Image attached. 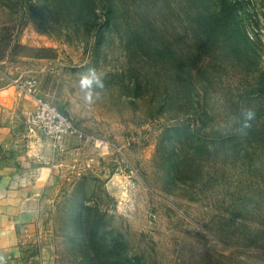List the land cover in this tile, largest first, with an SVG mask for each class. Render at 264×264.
<instances>
[{
	"label": "rangeland",
	"instance_id": "rangeland-1",
	"mask_svg": "<svg viewBox=\"0 0 264 264\" xmlns=\"http://www.w3.org/2000/svg\"><path fill=\"white\" fill-rule=\"evenodd\" d=\"M30 78L85 136L24 264H264V0H0V86Z\"/></svg>",
	"mask_w": 264,
	"mask_h": 264
},
{
	"label": "crops",
	"instance_id": "crops-1",
	"mask_svg": "<svg viewBox=\"0 0 264 264\" xmlns=\"http://www.w3.org/2000/svg\"><path fill=\"white\" fill-rule=\"evenodd\" d=\"M20 83V82H19ZM15 80L0 86V257L24 264L42 253L34 228L33 193L50 181L56 141L35 130L27 115L36 109ZM39 95H43L38 90ZM63 141L61 149L70 143Z\"/></svg>",
	"mask_w": 264,
	"mask_h": 264
},
{
	"label": "built area",
	"instance_id": "built-area-1",
	"mask_svg": "<svg viewBox=\"0 0 264 264\" xmlns=\"http://www.w3.org/2000/svg\"><path fill=\"white\" fill-rule=\"evenodd\" d=\"M24 93L34 99L36 109L27 115V121L32 127L47 137L59 140L65 134L85 136L66 114L60 111L45 97L39 95V84L34 78L19 83Z\"/></svg>",
	"mask_w": 264,
	"mask_h": 264
},
{
	"label": "clouds",
	"instance_id": "clouds-1",
	"mask_svg": "<svg viewBox=\"0 0 264 264\" xmlns=\"http://www.w3.org/2000/svg\"><path fill=\"white\" fill-rule=\"evenodd\" d=\"M80 87L82 90L85 91V93H86L85 99H87V100L92 99V95H93L92 90L94 87L95 88H103L104 87L103 81H102L101 77L97 74V71L95 68L88 69V71L81 76ZM243 116H244V120H245L244 127H248L247 122L253 118L254 113L251 111H245L243 113ZM0 264H3V258L2 257H0Z\"/></svg>",
	"mask_w": 264,
	"mask_h": 264
},
{
	"label": "trees",
	"instance_id": "trees-1",
	"mask_svg": "<svg viewBox=\"0 0 264 264\" xmlns=\"http://www.w3.org/2000/svg\"><path fill=\"white\" fill-rule=\"evenodd\" d=\"M30 57H35V58H55L56 57V53L54 51V49L52 48H48V49H39L37 51V53L34 54H30ZM168 103L171 105L172 101H168ZM64 113V112H63ZM65 114V113H64ZM188 114V113H187ZM186 113H183L182 116H179L178 119L181 120L179 121L180 123L176 124V125H184L183 124V119L185 118V116H187ZM68 116V115H67ZM188 153V152H187ZM185 159H182V161H184Z\"/></svg>",
	"mask_w": 264,
	"mask_h": 264
}]
</instances>
